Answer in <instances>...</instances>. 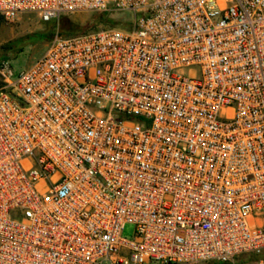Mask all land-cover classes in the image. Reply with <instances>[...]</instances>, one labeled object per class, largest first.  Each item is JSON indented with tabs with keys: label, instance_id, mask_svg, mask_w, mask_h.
Wrapping results in <instances>:
<instances>
[{
	"label": "built area",
	"instance_id": "obj_1",
	"mask_svg": "<svg viewBox=\"0 0 264 264\" xmlns=\"http://www.w3.org/2000/svg\"><path fill=\"white\" fill-rule=\"evenodd\" d=\"M124 12L0 70V264H264V0H0Z\"/></svg>",
	"mask_w": 264,
	"mask_h": 264
},
{
	"label": "rangeland",
	"instance_id": "obj_2",
	"mask_svg": "<svg viewBox=\"0 0 264 264\" xmlns=\"http://www.w3.org/2000/svg\"><path fill=\"white\" fill-rule=\"evenodd\" d=\"M94 16L95 14L92 13H77L66 16L59 23H42L33 14L21 15L14 22H7L0 17V70L7 65L12 68L15 76H18L21 71L43 55L49 41L57 30H63L64 25L72 26L76 32L105 27L104 23L95 24ZM109 17L119 25L120 21L131 19L132 14L124 12ZM134 235L135 227L127 224L123 229L122 237L132 240Z\"/></svg>",
	"mask_w": 264,
	"mask_h": 264
},
{
	"label": "trees",
	"instance_id": "obj_3",
	"mask_svg": "<svg viewBox=\"0 0 264 264\" xmlns=\"http://www.w3.org/2000/svg\"><path fill=\"white\" fill-rule=\"evenodd\" d=\"M1 17V16H0ZM2 18V17H1ZM65 17H63L60 21L64 20ZM95 19V20H94ZM94 22L95 24L104 23L105 26L113 27L117 26L118 23H116L113 19L109 17L108 14L102 13V14H95L94 16ZM62 31H59L60 34L63 36H69V35H75L80 34L84 32H76V30L72 29V26L66 27L65 25L62 27ZM87 32V31H85ZM258 260V257L256 256H250V257H242L238 260L239 264H247V263H253ZM207 264H224V263H218V262H209ZM227 264V263H226Z\"/></svg>",
	"mask_w": 264,
	"mask_h": 264
}]
</instances>
